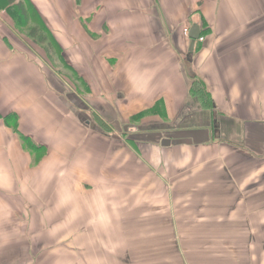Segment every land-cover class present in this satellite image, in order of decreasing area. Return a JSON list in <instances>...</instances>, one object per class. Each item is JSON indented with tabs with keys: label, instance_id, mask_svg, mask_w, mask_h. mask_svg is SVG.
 <instances>
[{
	"label": "crops",
	"instance_id": "crops-1",
	"mask_svg": "<svg viewBox=\"0 0 264 264\" xmlns=\"http://www.w3.org/2000/svg\"><path fill=\"white\" fill-rule=\"evenodd\" d=\"M0 15V264H264V0Z\"/></svg>",
	"mask_w": 264,
	"mask_h": 264
},
{
	"label": "rangeland",
	"instance_id": "rangeland-1",
	"mask_svg": "<svg viewBox=\"0 0 264 264\" xmlns=\"http://www.w3.org/2000/svg\"><path fill=\"white\" fill-rule=\"evenodd\" d=\"M50 61H51V62L47 61L48 64H49L50 69H53L55 72L58 71L62 76H63V71H64V73L67 75V77L70 78V79L68 78L69 80H65L64 77H61V79H63V80L65 81V82H64V87H68V88H69V87H70V88L77 87V88H79L80 90H83V89H82V86H80L81 84L78 83L77 78L75 77V75L69 73L67 70H65V69L63 68V64L60 62V59H59V57H58L57 55L53 54V55H52V58L50 59ZM56 70H57V71H56ZM59 83H60L61 85H63V82H61L60 80H58V79L56 78V84H57V86L59 85ZM70 91H71V90H70ZM71 93H74V94H73L74 96H72L73 104L82 107L81 100H82L83 98H81V96H82L83 94L81 95L80 93H77L76 91H73V90L71 91Z\"/></svg>",
	"mask_w": 264,
	"mask_h": 264
},
{
	"label": "trees",
	"instance_id": "trees-1",
	"mask_svg": "<svg viewBox=\"0 0 264 264\" xmlns=\"http://www.w3.org/2000/svg\"><path fill=\"white\" fill-rule=\"evenodd\" d=\"M48 35L49 34L47 33L46 30L40 29V28L31 29V32H30V36H31L32 40L35 42V44H37L39 47H43L45 52L47 53V56L49 57V59H51V57L49 55V52H50L49 47H51L53 45L52 44H48L47 46H45L43 44L44 42H46L48 40ZM194 81L197 82V83H200L199 79H195ZM16 118L17 117L15 115H13V119L17 120ZM13 129L16 130L17 129V125H13ZM28 142H29V140L26 139L27 145L29 144ZM29 148L33 149L32 147H29Z\"/></svg>",
	"mask_w": 264,
	"mask_h": 264
},
{
	"label": "water",
	"instance_id": "water-1",
	"mask_svg": "<svg viewBox=\"0 0 264 264\" xmlns=\"http://www.w3.org/2000/svg\"><path fill=\"white\" fill-rule=\"evenodd\" d=\"M189 37L191 39V49L190 50L193 51L195 48L196 41H198L201 37V31L199 27L194 26L190 32Z\"/></svg>",
	"mask_w": 264,
	"mask_h": 264
},
{
	"label": "built area",
	"instance_id": "built-area-1",
	"mask_svg": "<svg viewBox=\"0 0 264 264\" xmlns=\"http://www.w3.org/2000/svg\"><path fill=\"white\" fill-rule=\"evenodd\" d=\"M0 21H1V15H0ZM186 33H188V30L185 31ZM204 40V39H201V41Z\"/></svg>",
	"mask_w": 264,
	"mask_h": 264
}]
</instances>
